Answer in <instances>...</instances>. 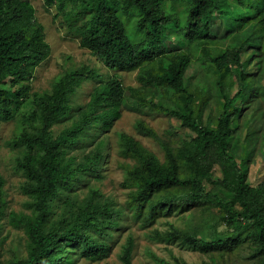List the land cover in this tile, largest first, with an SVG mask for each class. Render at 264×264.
<instances>
[{
    "label": "trees",
    "instance_id": "1",
    "mask_svg": "<svg viewBox=\"0 0 264 264\" xmlns=\"http://www.w3.org/2000/svg\"><path fill=\"white\" fill-rule=\"evenodd\" d=\"M42 1L47 8H56L55 19L62 17L68 33L109 74L101 75L90 66L69 69L50 92H32L30 82L51 57L52 48L32 0H0V123L15 122L8 145L20 153L16 169L24 178L21 189L31 209L29 216H10L26 234L28 253L8 264H74L73 254L97 260L108 257L111 247L105 240H110L119 211L102 206L98 190L92 189L82 203L64 201L58 215L53 203L79 177L101 175L105 143L98 138L113 129L124 110L176 119L192 134L174 145L170 138L177 133L167 131L164 139L138 121L139 129L162 149L164 161L134 137L120 136L119 154L134 161L125 169L133 189L128 201L132 217L148 228L178 209L184 213L210 203L230 228L226 233L210 241L198 238L190 228L163 238L183 240L205 251L223 249L241 264H264V189L253 187L241 167L249 152L242 160L232 153L233 124L251 103H264V0ZM215 14L226 20L220 26L223 30H215ZM247 28L251 33L239 45L220 47ZM171 39L176 41L168 45ZM243 54H248L245 61ZM194 62L206 67L213 79L211 90L217 88L223 96L215 126L203 120L210 88L193 89L186 83ZM247 64L255 67L254 74ZM122 72H138V87H125L119 77ZM258 75L261 78L254 82ZM89 80L96 83L91 100L55 136L53 127L71 114L72 96ZM235 80L237 91L231 94L229 85ZM253 133L248 132V138ZM86 139L98 141L97 146L78 162L71 151ZM4 184L0 179V222L5 213ZM134 249L130 237L122 248L121 264H133Z\"/></svg>",
    "mask_w": 264,
    "mask_h": 264
},
{
    "label": "rangeland",
    "instance_id": "2",
    "mask_svg": "<svg viewBox=\"0 0 264 264\" xmlns=\"http://www.w3.org/2000/svg\"><path fill=\"white\" fill-rule=\"evenodd\" d=\"M32 2L36 9L37 20L45 28L47 41L52 48L51 57L37 69L34 79L30 82L32 92H50L57 79L69 69L90 66L101 75L108 76L107 68L88 50L80 47L78 38L68 33L63 25L62 17L59 16L55 19L56 8H47L42 0H32ZM213 21L216 31L223 30L224 28H220V26L227 23L226 20L220 19L218 14H215ZM250 33V28L244 32H238L230 40L222 42L220 47L227 48L233 43L239 45L242 39ZM173 41L176 39L168 40L167 44H172ZM247 56L248 54L242 57L243 61ZM261 59L263 58L255 57L254 60ZM262 63L264 65V60ZM247 67L246 69H249L252 74L255 73L254 66L247 64ZM119 77L125 87H138V72H122ZM260 78L261 75H258L254 82ZM212 82V77L200 62H194L186 74V83L193 89L209 87L211 90ZM238 83V80H235L229 85L231 94H235L237 91ZM95 87V82L86 81L72 96V112L63 122L53 127L55 136L77 119L78 110L89 103ZM218 91L217 88L211 90L210 102L204 111L203 120L208 126H215L220 108L224 103L223 96ZM138 121H144L164 139L167 131L177 133V136L170 138L174 145H179L184 138L192 135L190 131L182 128L176 119L124 110L122 117L116 121L113 129L98 138V141L103 140L105 143L101 175L79 177L72 189L64 191L62 198L53 203V211L56 215L60 214L64 201L70 199L79 203L88 200L91 190L96 189L103 196L99 199V203L102 206L106 205L112 211H119V215L112 221L110 240H105L111 247L108 257L97 260L73 254L74 264H121L119 257L123 246L130 237L135 240L133 264H160L161 261L169 264H241L235 253V260H232L223 249L205 251L192 247L183 240L173 241L163 238L170 232L182 233L189 231L190 228L194 229L198 238L210 241H213L216 235L226 233L230 228L223 221L219 209L210 203L192 208L184 213L178 209L172 217L158 218L148 228H144L140 220L132 217L128 209V201L133 189L128 186L125 169L128 164L134 165V161L124 159L119 154L117 143L120 136L124 133L134 137L148 150L155 153L161 161L165 159L162 149L154 139L139 129ZM233 126L232 153L242 160L245 153L249 152L248 161H244L241 167L247 173V181L253 187L261 186L264 189V103L259 100L256 104L251 103L243 112L239 122L234 123ZM15 129V122L0 123V179L5 183L4 197L6 201L5 213L0 222V264H8L14 258H26L28 253V240L24 230L16 226L10 219L13 213L25 216L31 214L30 200L21 189L24 178L16 169V159L20 153L8 145L14 138ZM250 131L254 133L248 138ZM98 141L93 142L92 139L82 141L71 151L70 156H75L78 162L83 161L84 157L95 149ZM217 176H220L219 170H217ZM217 189L220 188L215 187L214 190L218 191ZM156 233L161 234L162 237H157ZM250 252L246 251V254Z\"/></svg>",
    "mask_w": 264,
    "mask_h": 264
}]
</instances>
